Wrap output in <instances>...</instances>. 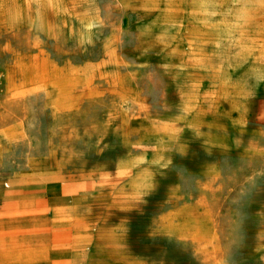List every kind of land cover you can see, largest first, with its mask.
<instances>
[{
    "label": "rangeland",
    "instance_id": "obj_1",
    "mask_svg": "<svg viewBox=\"0 0 264 264\" xmlns=\"http://www.w3.org/2000/svg\"><path fill=\"white\" fill-rule=\"evenodd\" d=\"M0 264H264V0H0Z\"/></svg>",
    "mask_w": 264,
    "mask_h": 264
},
{
    "label": "bare ground",
    "instance_id": "obj_2",
    "mask_svg": "<svg viewBox=\"0 0 264 264\" xmlns=\"http://www.w3.org/2000/svg\"><path fill=\"white\" fill-rule=\"evenodd\" d=\"M259 5V4H258ZM243 13V12H242ZM246 14V13H245ZM248 20V19H247Z\"/></svg>",
    "mask_w": 264,
    "mask_h": 264
}]
</instances>
